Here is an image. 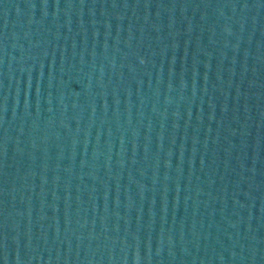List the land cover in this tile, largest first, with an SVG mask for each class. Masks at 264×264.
Masks as SVG:
<instances>
[{"label": "water", "instance_id": "obj_1", "mask_svg": "<svg viewBox=\"0 0 264 264\" xmlns=\"http://www.w3.org/2000/svg\"><path fill=\"white\" fill-rule=\"evenodd\" d=\"M0 264H264V0H0Z\"/></svg>", "mask_w": 264, "mask_h": 264}]
</instances>
